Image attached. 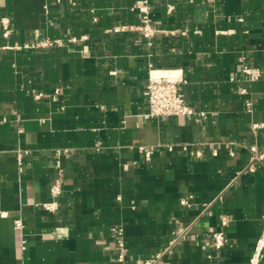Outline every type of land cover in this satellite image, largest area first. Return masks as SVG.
Listing matches in <instances>:
<instances>
[{"label":"crops","instance_id":"1","mask_svg":"<svg viewBox=\"0 0 264 264\" xmlns=\"http://www.w3.org/2000/svg\"><path fill=\"white\" fill-rule=\"evenodd\" d=\"M137 1L0 0V264H250L264 229V162L247 171L264 148V0H149L151 44L114 31L140 23ZM151 75L186 80L205 117H148Z\"/></svg>","mask_w":264,"mask_h":264},{"label":"built area","instance_id":"2","mask_svg":"<svg viewBox=\"0 0 264 264\" xmlns=\"http://www.w3.org/2000/svg\"><path fill=\"white\" fill-rule=\"evenodd\" d=\"M172 9V8H171ZM135 10L140 13V23L137 26H127V27H117L114 29L115 32L124 31V30H136L140 32L144 38H146L151 44L153 40L161 33L160 30L156 29L153 26L151 18V6L149 0H138L135 5ZM1 26L4 33V37H9L10 34V19L4 17L1 19ZM54 44H61L60 41H49L45 42L42 45L52 46ZM242 72L250 77L252 81L258 80L262 77V72L259 69L252 68L249 66L243 67ZM187 81L183 78H173L169 76H154L151 75L149 83L147 85L148 92V113L147 116L150 118H165L172 116H184V117H193L198 116L205 117V114H197L191 105L188 104L186 99L185 87ZM41 96V95H39ZM249 109L251 104H248ZM257 127V126H256ZM140 149L145 150V156L147 160H150L155 147L151 146L149 148L141 147ZM182 151L188 152L191 155H196L198 157L202 156L200 150H194L189 145L182 146L180 148ZM169 150L173 151L174 146H169ZM214 155L217 156V152H214ZM264 162V148L260 149L256 146L251 147L250 149V164L247 169L248 172H255L258 165ZM62 180L57 178L50 189L51 200L43 205V207L50 211L55 212L58 210V198L62 193ZM183 204H188L187 201H184ZM264 219V217H263ZM228 224V219L223 218V225ZM15 225L18 229H22L24 223L22 219H17ZM113 232L117 234V242L120 248L119 260H125L124 254V243L122 239V230L113 228ZM214 241V247L216 250H221L225 244L228 242V239L223 232H214L212 235ZM264 251V229L261 237L257 242V247L253 257L251 258L250 264H259L261 260L262 253ZM161 257V256H160ZM158 261H147L145 264H157Z\"/></svg>","mask_w":264,"mask_h":264}]
</instances>
